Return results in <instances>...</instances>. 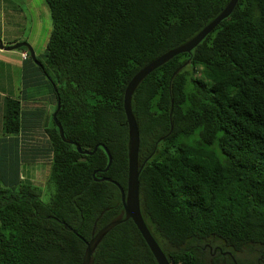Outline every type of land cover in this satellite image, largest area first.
<instances>
[{
  "label": "trees",
  "instance_id": "trees-1",
  "mask_svg": "<svg viewBox=\"0 0 264 264\" xmlns=\"http://www.w3.org/2000/svg\"><path fill=\"white\" fill-rule=\"evenodd\" d=\"M45 1L51 30L43 57L36 55L42 68L18 49L28 54L31 86L50 90L49 117L39 110L50 127L41 142L24 134L21 98L6 96L1 140H15L20 160L47 163L52 191L43 200L19 170H4L16 160L0 159V264H82L85 241L123 217L118 186L96 177L126 186L125 88L230 0ZM58 98L65 137L82 149L98 145L92 154L61 139L52 118ZM131 108L140 209L169 264H218V249L264 248V0H238L191 51L139 82ZM103 146L112 157L106 170ZM90 264L158 263L127 219L99 239Z\"/></svg>",
  "mask_w": 264,
  "mask_h": 264
},
{
  "label": "water",
  "instance_id": "water-1",
  "mask_svg": "<svg viewBox=\"0 0 264 264\" xmlns=\"http://www.w3.org/2000/svg\"><path fill=\"white\" fill-rule=\"evenodd\" d=\"M237 1L238 0H230L228 4L224 7V9L211 22H209L205 27H203L197 34H195L185 43L164 52L163 54L159 55L157 58H155L154 60L143 66L128 82L123 96V108L129 128V153H128V169H127L126 186L125 188H123L117 181L112 180L110 177H106V176L100 178L96 177V179L98 180H110L118 186L121 193V201L123 204V217L110 221L109 223L101 227L99 230H97V232L92 236L90 240L85 241L86 248L83 253L82 264H90L91 255L99 239L108 230H110L117 224L127 219L133 220L139 232L141 233L142 237L149 246L157 263L169 264L166 255L164 254V252L162 251V249L160 248V246L152 236L149 228L147 227L140 209V204H139V171L140 170L138 165L140 134H139L137 122L135 120L131 108V97L136 86L147 74H149L151 71H153L155 68H157L158 66H160L161 64L172 58L173 56L182 52L191 51V49L194 48L210 31H212L223 18L227 17L231 13ZM20 47H25L32 60L40 67L42 66L41 63L37 60L36 54L29 43L25 41H21L7 46L4 45V43L0 39L1 49L12 50V49H18ZM60 105L61 102L60 99L58 98L56 103V108L52 113V118L58 128V132L61 139L64 142L75 145L76 150L81 154H92L97 149L98 145L94 146L92 150L82 149L77 142L65 137L62 125L57 119V114L60 109ZM103 148L108 154V163L107 166L103 169L106 170L111 163L112 157L109 150L104 146ZM94 173L95 172H93V174ZM73 232H75L74 229Z\"/></svg>",
  "mask_w": 264,
  "mask_h": 264
},
{
  "label": "crops",
  "instance_id": "crops-1",
  "mask_svg": "<svg viewBox=\"0 0 264 264\" xmlns=\"http://www.w3.org/2000/svg\"><path fill=\"white\" fill-rule=\"evenodd\" d=\"M4 41V45L11 44L5 43V37L0 36ZM21 37L18 35H13L10 40L15 43L20 40ZM9 42V41H8ZM12 43V44H13ZM23 50H4L0 48V159L13 158L16 160L13 165H5L4 170H25V159L20 160L19 156L15 155V140L13 141H2V111L5 104V97L12 96L21 98V107L22 115H24V134L32 135L36 142L44 141L45 128L50 127V124L47 121H39V110L43 111V114L47 111H51V103L48 99L50 94L49 88L46 84L31 86L29 80V74L26 72L27 64L25 68V63L27 59H23L21 53ZM18 58L21 64L19 66L14 64L15 59ZM2 78L7 82H2ZM31 79V78H30ZM19 80V81H18ZM18 83L16 84V82ZM22 81V83H21ZM16 87L17 92H11L12 89ZM13 91V90H12ZM10 93V94H9ZM15 94L11 95V94ZM35 99H34V98ZM38 97V101L37 100ZM40 108H38V107ZM18 139H27L33 140V138L28 139L24 135H18ZM38 165H41L43 162L40 159L39 161L34 162Z\"/></svg>",
  "mask_w": 264,
  "mask_h": 264
},
{
  "label": "rangeland",
  "instance_id": "rangeland-1",
  "mask_svg": "<svg viewBox=\"0 0 264 264\" xmlns=\"http://www.w3.org/2000/svg\"><path fill=\"white\" fill-rule=\"evenodd\" d=\"M50 30L51 17L45 0H0V36L5 37V43H11L7 46L13 43L10 38L13 35H18L21 38L17 42L25 41L29 43L35 54L42 58ZM0 39L2 42L4 41L2 38ZM18 63L21 64L19 59L16 58L14 64L19 66ZM2 82L7 81L2 78ZM12 90L10 93L17 92L16 87ZM11 95L15 96L14 93ZM38 100L37 97L36 101ZM53 107L54 105L51 104V110ZM50 112L44 113V118L49 117ZM187 141L197 143L196 136L189 137ZM24 168L25 170H19L20 180L41 188V198L45 201L48 200L52 191V187L47 186L48 164L38 165L28 161L25 163Z\"/></svg>",
  "mask_w": 264,
  "mask_h": 264
},
{
  "label": "flooded vegetation",
  "instance_id": "flooded-vegetation-1",
  "mask_svg": "<svg viewBox=\"0 0 264 264\" xmlns=\"http://www.w3.org/2000/svg\"><path fill=\"white\" fill-rule=\"evenodd\" d=\"M219 256H213L218 264H264V248L245 247L234 252L218 249Z\"/></svg>",
  "mask_w": 264,
  "mask_h": 264
},
{
  "label": "built area",
  "instance_id": "built-area-1",
  "mask_svg": "<svg viewBox=\"0 0 264 264\" xmlns=\"http://www.w3.org/2000/svg\"><path fill=\"white\" fill-rule=\"evenodd\" d=\"M21 55H22L23 59L27 58V56H28V54H27L26 51H23V52L21 53Z\"/></svg>",
  "mask_w": 264,
  "mask_h": 264
}]
</instances>
